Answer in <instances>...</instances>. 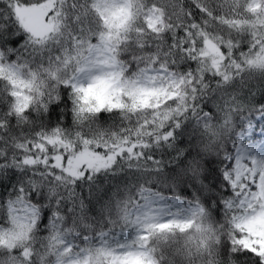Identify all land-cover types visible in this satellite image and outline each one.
<instances>
[{
  "label": "snow or ice",
  "instance_id": "snow-or-ice-1",
  "mask_svg": "<svg viewBox=\"0 0 264 264\" xmlns=\"http://www.w3.org/2000/svg\"><path fill=\"white\" fill-rule=\"evenodd\" d=\"M0 264H264V0H0Z\"/></svg>",
  "mask_w": 264,
  "mask_h": 264
},
{
  "label": "rangeland",
  "instance_id": "rangeland-1",
  "mask_svg": "<svg viewBox=\"0 0 264 264\" xmlns=\"http://www.w3.org/2000/svg\"><path fill=\"white\" fill-rule=\"evenodd\" d=\"M259 132V129H257V133Z\"/></svg>",
  "mask_w": 264,
  "mask_h": 264
}]
</instances>
